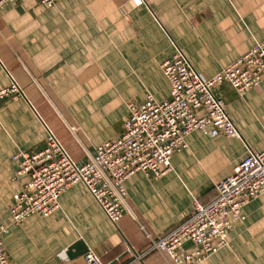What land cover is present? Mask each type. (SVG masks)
Returning a JSON list of instances; mask_svg holds the SVG:
<instances>
[{"label":"crops","instance_id":"crops-1","mask_svg":"<svg viewBox=\"0 0 264 264\" xmlns=\"http://www.w3.org/2000/svg\"><path fill=\"white\" fill-rule=\"evenodd\" d=\"M18 0L0 9V89L15 80L24 96L0 103V221L10 224L19 152L39 153L49 128L72 159L87 164L99 146L123 133L131 103L150 95L171 98L162 64L181 49L191 65L214 76L264 41V0ZM217 96L240 138L199 131L173 155V171L156 179L137 172L126 183L130 211L114 225L82 183L69 187L48 217L11 225L4 237L12 264H86L62 260L78 242L106 264H172L158 252L143 254L147 234L160 238L212 203L216 185L231 176L249 151H264V86L242 94L223 84ZM203 114V112H201ZM228 245L200 264H264V194L243 208ZM145 228V231L142 229ZM131 250L130 253L128 250ZM181 251L194 252L186 243ZM76 251H73L75 253Z\"/></svg>","mask_w":264,"mask_h":264},{"label":"built area","instance_id":"built-area-1","mask_svg":"<svg viewBox=\"0 0 264 264\" xmlns=\"http://www.w3.org/2000/svg\"><path fill=\"white\" fill-rule=\"evenodd\" d=\"M16 1L0 0V9ZM42 1L51 8L60 0ZM132 2L135 7L146 5L144 0ZM0 70L6 71L1 59ZM162 70L171 86V98L157 102L149 95L141 105L131 103L121 136L99 146L87 164H77L49 128L42 151L14 156L19 163L17 178L27 177L28 183L14 196L10 224L0 221V264H12L4 246L10 226L32 216L52 215L60 207L61 195L72 185L82 183L110 222L117 225L125 211H130L126 181L137 172L156 179L172 172V157L187 148L186 139L192 132L241 139L217 91L225 83L239 94L264 86V41L211 77L197 71L179 48L162 64ZM19 96L24 93L15 80L0 89V103ZM216 190L218 196L212 203L203 205L196 200L191 215L165 236L154 238L146 233L148 248L135 258L142 260L155 251L167 256L172 264H200L225 248L230 231L244 219L243 208L264 194V151H249ZM186 243L192 244L193 253L181 251ZM60 258L67 260V253H61ZM83 258L86 264H106L93 250Z\"/></svg>","mask_w":264,"mask_h":264},{"label":"water","instance_id":"water-1","mask_svg":"<svg viewBox=\"0 0 264 264\" xmlns=\"http://www.w3.org/2000/svg\"><path fill=\"white\" fill-rule=\"evenodd\" d=\"M82 245H83V243L81 241L78 242L76 245H74L73 247L70 248L67 255L70 257H79L82 255H85L89 250L87 247L83 248L82 250H79ZM73 251H76V252L73 253Z\"/></svg>","mask_w":264,"mask_h":264},{"label":"rangeland","instance_id":"rangeland-1","mask_svg":"<svg viewBox=\"0 0 264 264\" xmlns=\"http://www.w3.org/2000/svg\"><path fill=\"white\" fill-rule=\"evenodd\" d=\"M84 257V256H83Z\"/></svg>","mask_w":264,"mask_h":264}]
</instances>
